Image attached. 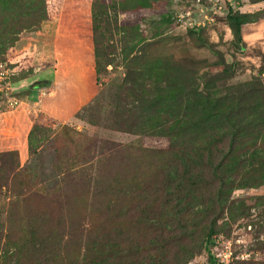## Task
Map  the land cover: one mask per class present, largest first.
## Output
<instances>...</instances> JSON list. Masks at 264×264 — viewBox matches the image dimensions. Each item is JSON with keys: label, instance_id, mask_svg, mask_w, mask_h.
<instances>
[{"label": "trees", "instance_id": "obj_1", "mask_svg": "<svg viewBox=\"0 0 264 264\" xmlns=\"http://www.w3.org/2000/svg\"><path fill=\"white\" fill-rule=\"evenodd\" d=\"M26 1L0 0L2 63L29 64V50L16 48L18 36L59 15L60 2L48 13L47 0H35L32 5ZM117 14L110 0L92 3L95 72L102 86L101 78L114 65L112 26L117 25ZM240 24L235 19L241 43ZM198 28L191 30L196 33ZM138 42L128 47L129 55H135L128 62L117 102L122 111L117 113L116 130L167 138L171 149L167 162L156 166L151 176L142 171L127 176L135 191V226L145 224L147 232L132 234L115 225L123 217L117 205L125 199L127 185L120 177L113 178L110 169H58L59 187L45 193L31 188L29 170L21 167L18 151L2 152L0 245L5 252L14 249L9 264H188L211 244L226 214L239 203L245 205L244 200H232L234 191L264 186V83L229 87L225 93L209 88L181 90L170 80V61L150 68L163 71L165 77L145 79L146 66L135 64L146 56L144 43ZM220 69L225 74L233 72ZM195 103L203 108L198 110ZM67 130L64 126L63 132ZM55 136L54 128L35 122L27 139L29 156L37 155ZM73 193L74 200L85 206L81 219L63 213ZM258 203L264 207V196ZM216 262L209 257L210 264Z\"/></svg>", "mask_w": 264, "mask_h": 264}, {"label": "rangeland", "instance_id": "obj_2", "mask_svg": "<svg viewBox=\"0 0 264 264\" xmlns=\"http://www.w3.org/2000/svg\"><path fill=\"white\" fill-rule=\"evenodd\" d=\"M93 1L47 0L48 13L60 2L58 17L24 32L15 44L18 50H29V64L0 60V108L11 110L15 100L29 94L30 91L19 93L23 83L29 87L46 86L38 88L37 94H41L42 105L47 106L46 113L66 124L47 115L33 119V124L54 128L56 136L37 155H28L22 166L29 170L31 188L49 193L59 187L58 169H110L113 178L120 177L123 185H127L125 199L117 205L123 217L116 219L115 225L135 234L146 231L147 226H135V191L127 176L135 177L140 171L151 176L156 166L161 168L167 162L171 149L167 138L116 130L117 113L122 111L117 102L128 76V62L135 55H129L128 47L140 43L139 40L144 43L146 56L135 64L146 66L142 74L145 79L165 77L163 71L150 68L157 62L163 66L170 61V80L181 90L209 88L225 93L229 87L255 81L264 83V0H110L116 4L118 13L117 25L112 26L116 51L114 65L101 78L105 86L98 84L95 72ZM24 3L32 5L35 0ZM214 6L222 10L213 9ZM188 12L202 23L196 33L179 21V16ZM235 19L241 23V43ZM220 66L233 72L222 73ZM195 105L198 110L203 108L200 103ZM86 106L90 109L81 111ZM79 112L81 115L77 117ZM23 124L17 125L14 132L19 137L25 132L26 120ZM64 126L69 128L67 133L63 132ZM74 190L75 187L71 191ZM74 196L75 193L73 200L71 196L64 205L63 213L81 219L85 206L74 200ZM263 196L264 186L234 191L232 200H244L245 205L239 203L230 215L226 214L211 244L204 246L188 264H210V256L218 261L216 264H264V207L258 203ZM44 204L47 206L48 202ZM49 206L52 208L54 203L50 202ZM227 247L232 252L230 260L224 257ZM4 248L0 245V264H9L14 249L9 247L5 252ZM218 255H221L219 259Z\"/></svg>", "mask_w": 264, "mask_h": 264}, {"label": "crops", "instance_id": "obj_3", "mask_svg": "<svg viewBox=\"0 0 264 264\" xmlns=\"http://www.w3.org/2000/svg\"><path fill=\"white\" fill-rule=\"evenodd\" d=\"M40 87L23 83L19 89V93L30 91L29 94L26 93V97L20 100H15V103H11V110L0 112V153L8 151H18L20 158L21 167L24 166L28 159V134L33 126V119L37 118L39 115L51 116L56 122H61L63 125L66 121L62 122L57 116L49 115L47 112V106L42 105L43 99H41V94H38ZM17 90V89H16ZM39 99V100H38ZM14 101V100H13ZM41 103V105H40ZM42 106V107H41ZM62 114L61 112H59ZM58 114V113H57ZM59 117L61 115H58ZM26 120L25 132L22 137H19L14 133L16 131L17 125ZM17 139L19 142H17Z\"/></svg>", "mask_w": 264, "mask_h": 264}, {"label": "built area", "instance_id": "obj_4", "mask_svg": "<svg viewBox=\"0 0 264 264\" xmlns=\"http://www.w3.org/2000/svg\"><path fill=\"white\" fill-rule=\"evenodd\" d=\"M218 8L219 10H222V7H216L214 6L213 9ZM179 21L182 22V26L186 27V28H194V27H200L202 23L198 22V20H195L193 18H191V13H183L179 16ZM1 78V77H0ZM221 257V255H218V259ZM224 257H227V259H231L232 258V252L230 251V248L227 247V251L226 254L224 255ZM229 259V260H230ZM227 260V262L229 261ZM220 261L223 263V259H220Z\"/></svg>", "mask_w": 264, "mask_h": 264}]
</instances>
